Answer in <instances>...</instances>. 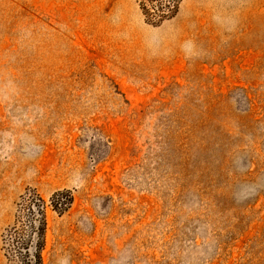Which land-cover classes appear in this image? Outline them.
<instances>
[{
  "label": "rangeland",
  "instance_id": "374dc122",
  "mask_svg": "<svg viewBox=\"0 0 264 264\" xmlns=\"http://www.w3.org/2000/svg\"><path fill=\"white\" fill-rule=\"evenodd\" d=\"M40 244L264 264V0H0V264Z\"/></svg>",
  "mask_w": 264,
  "mask_h": 264
},
{
  "label": "trees",
  "instance_id": "16d2710c",
  "mask_svg": "<svg viewBox=\"0 0 264 264\" xmlns=\"http://www.w3.org/2000/svg\"><path fill=\"white\" fill-rule=\"evenodd\" d=\"M181 0H138L139 9L146 22L157 25L173 17ZM64 203H67L64 202ZM41 244L34 250L33 264H41ZM27 262H29L27 260Z\"/></svg>",
  "mask_w": 264,
  "mask_h": 264
}]
</instances>
